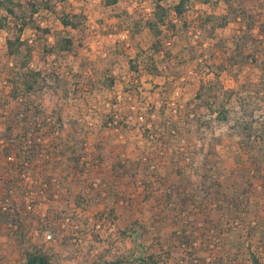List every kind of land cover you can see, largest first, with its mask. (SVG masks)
<instances>
[{"label":"rangeland","instance_id":"obj_1","mask_svg":"<svg viewBox=\"0 0 264 264\" xmlns=\"http://www.w3.org/2000/svg\"><path fill=\"white\" fill-rule=\"evenodd\" d=\"M13 1L0 132L28 131L34 150L20 170L0 156V264H24L26 248L49 264H264V146L241 127L264 136V0H189L180 15L166 0L174 25L159 29L150 0ZM25 65L39 87L15 98ZM26 104L40 113L19 122Z\"/></svg>","mask_w":264,"mask_h":264},{"label":"trees","instance_id":"obj_2","mask_svg":"<svg viewBox=\"0 0 264 264\" xmlns=\"http://www.w3.org/2000/svg\"><path fill=\"white\" fill-rule=\"evenodd\" d=\"M164 1L166 0H150L151 3H153V12H154V20L149 21L148 24L152 29H159V27H163V26H167L169 23V26H173L174 24L172 23V19H170V15L167 11V9L164 7ZM110 2L115 3L116 0H110ZM145 3H147L146 0H144ZM189 2V0H179L176 5L173 7L174 8V12L176 15H180L183 10L184 7L186 5V3ZM10 4V6L12 7L14 5V1L13 0H0V7ZM31 5H33V3L30 2ZM11 7H8V12L12 13V9ZM250 16V15H249ZM236 19L240 20V25L243 28L246 27V31L249 32L246 35H243L244 38V44L247 45L248 44V40L250 41L251 39H253L250 37L252 34L250 33L251 31H253V25L250 21V19H248L247 17V13L246 12H242L240 15H236L235 16ZM62 23L65 26H69L72 23V21H70V19L68 18H62ZM41 29V27H39ZM42 31L46 32V34L49 32V29L47 27L42 28ZM264 31V23H261L259 25V32L263 33ZM264 34V33H263ZM241 37V36H240ZM242 38V37H241ZM240 38V39H241ZM17 41H19L18 37H17ZM15 44V41H9V46L12 47V45ZM70 46V41L68 39H64V45L61 46V48L63 50H65L66 47ZM27 62V61H26ZM26 62L23 63L26 64ZM28 65H25L24 67H26ZM30 66V65H29ZM27 67L26 71H24L23 73L20 74V82H21V86H20V91L17 92V90H12L11 94L12 96H15V98L18 97V95L20 94L21 96L25 97V96H29L30 94H32L33 92H35L37 90V88L39 87V83H38V76L40 77L41 72H40V68L38 69H33L32 67ZM137 69V64L136 63H131V69ZM108 70V69H107ZM106 70V71H107ZM133 70V69H132ZM105 77V79L107 80V84L109 87H111L112 85H114V82L116 80V78L114 77V75L112 73H108V74H104L103 75ZM106 82V81H104ZM16 91V92H15ZM19 95V96H20ZM20 98V97H19ZM30 104H26L24 105V108L22 109L21 113H16V117L20 115L19 117V122L25 123L28 120V116H32L35 117L36 115H38L39 109L37 106H33L34 110L32 111V107H30ZM227 113L226 112H221L218 111L216 117L226 120L227 118ZM46 121V120H44ZM44 121H32L29 122L28 124L30 125V127H32V129L34 130L35 128H42V124L39 122H44ZM58 121L59 118H58ZM34 122V124H33ZM246 121H244L241 125V127L247 131L245 137L247 140H251V138H253L254 142L258 144L259 147H263L264 146V136L258 134L250 135L251 132V128L248 127L245 123ZM37 124L39 126H37ZM46 122L43 123V125H45ZM233 127H235L233 125ZM13 124H7L6 127L4 128V131L0 132V141L1 146H0V156L3 158H13L14 161H18L16 163H20L23 162V160L26 158L24 157L25 153H28V156H31V151L34 150L33 148V144L31 145V141L28 140V145L27 149L26 148H22V146H24L25 144H23V139L26 138L27 136V132L25 134L22 135H18L17 137L14 135L13 131ZM34 133V132H33ZM36 135H34L33 137L35 138ZM18 151V152H17ZM21 151V153H19ZM21 165H19V170L20 168L23 166V163H20ZM3 207V206H2ZM6 209V207L4 208ZM12 211L13 209L11 208H7L6 211H2V213L5 214H9V217H12L11 222L14 224L19 223L20 221L18 219H15L16 217H18L19 213L18 211H14L9 213L8 211ZM15 215V216H14ZM18 215V216H17ZM139 264H157L155 259H154V255L150 254L148 255L146 258H139ZM23 262L24 264H49V255L47 254L46 251L40 249V248H26V250H24L23 252ZM101 264H122L120 260H114V261H103ZM250 264H261L259 262V260L257 259V257L252 256L250 259Z\"/></svg>","mask_w":264,"mask_h":264},{"label":"built area","instance_id":"obj_3","mask_svg":"<svg viewBox=\"0 0 264 264\" xmlns=\"http://www.w3.org/2000/svg\"><path fill=\"white\" fill-rule=\"evenodd\" d=\"M45 238L46 239H51L52 238V234L47 232L46 235H45Z\"/></svg>","mask_w":264,"mask_h":264}]
</instances>
